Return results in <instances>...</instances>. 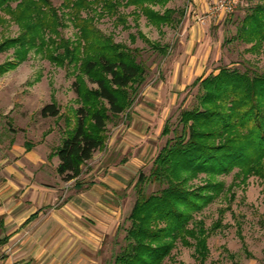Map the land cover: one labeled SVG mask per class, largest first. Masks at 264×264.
Returning <instances> with one entry per match:
<instances>
[{
	"label": "trees",
	"instance_id": "16d2710c",
	"mask_svg": "<svg viewBox=\"0 0 264 264\" xmlns=\"http://www.w3.org/2000/svg\"><path fill=\"white\" fill-rule=\"evenodd\" d=\"M61 1L62 7L69 10L68 19L80 31L76 42L53 37L60 36L64 20L52 0H0V14L10 16L21 31L17 38L6 40L0 51L16 48L22 60L35 48L43 51L51 45L57 50L61 46L64 54L55 56L49 49V57L60 65L81 61L84 76L97 85L90 90L83 77L76 82L83 105L77 110L72 127L66 122L67 138L57 153L58 173L64 182H70L80 177L82 166L104 147L108 123L133 107L146 82L147 69L142 60L138 62V49L103 35L96 27L95 17H83V11L97 12L100 7V16L106 13L115 17L120 6H134L157 27L172 25L175 15H179L181 24L185 12L166 9L161 13L153 8L165 7L173 0ZM258 1L236 30V38L254 44V51L264 44V0ZM117 19L126 23L124 16L118 15ZM155 48L162 56L168 55L166 47ZM199 84L204 91L199 105L182 114L183 129L156 158L150 176L141 174L135 185L138 199L130 215L127 245L112 264H163L176 242L190 245L189 238L196 241L197 253L204 259L206 231L188 226L193 213L208 206L224 189L223 183L213 180L235 169L236 179L243 183L251 176L264 179V73L221 68L217 75L199 78L191 87ZM41 116L57 118L60 110L50 104L42 109ZM168 133L170 128L165 126L163 135ZM200 174L210 180L191 188L189 181ZM148 183H158L162 188L146 195L144 185Z\"/></svg>",
	"mask_w": 264,
	"mask_h": 264
},
{
	"label": "rangeland",
	"instance_id": "374dc122",
	"mask_svg": "<svg viewBox=\"0 0 264 264\" xmlns=\"http://www.w3.org/2000/svg\"><path fill=\"white\" fill-rule=\"evenodd\" d=\"M188 1L173 0L165 7H153L161 13L166 9L185 12L181 24L178 23L179 15H175L172 25L161 27L152 24L134 6L119 8L118 15L124 16L126 23L119 22L118 15L112 17L105 13L100 16L103 12L100 7L97 8V12L83 11V17L87 15L95 17L96 27L103 35L111 36L115 43L140 51L138 62L142 60L147 67L146 82L140 89L133 109L146 103L143 95L145 92L159 87L161 82L164 84L170 82L178 46L185 40L183 32L186 22L190 20L194 23L189 13ZM52 2L64 20V26L59 29L60 36L53 37L57 41L65 39L76 42L80 31L68 19L69 10L62 7L61 0ZM257 3L258 0H241L233 14L214 16L215 19L205 34L206 42L212 45L205 73L217 75L221 68L241 73L246 71L250 74L264 73V44L259 51H254L252 50L254 44L236 38L237 26L241 24L248 10ZM15 6L16 4H13L14 8ZM20 32L18 25L10 16L0 14V46L8 39L17 38ZM156 45L166 47L168 55L162 56L156 50ZM58 47L56 50L55 46L49 45L43 51L35 48L22 60L18 57L16 48L0 51V68L4 69V72L0 73V110L6 113V118L10 120L6 124L17 129L18 126H22L26 132L28 131L26 139L30 143L39 142L43 138L42 133L50 132L52 129L56 130L57 137L62 136L64 130L68 129L66 122L71 124V127L75 123L76 112L83 105L76 91L78 78L83 77L90 90L97 88L96 84L84 76L81 61L72 64L66 61L60 65L49 57V49L55 56L64 54V48ZM170 92L173 93V89ZM203 95L204 91L200 84L196 87L189 86L179 93L174 104H166L168 107L162 120L166 114L167 116L162 129L157 131L158 126L153 128L151 135L154 140L150 143L148 151L139 158V163L128 169L133 175L126 181V188L119 190V196L113 198L114 201L106 200L117 209L118 214L114 231L103 237L100 247H97L95 256L97 264L114 263L115 257L126 247L127 233L132 226L130 215L138 199L135 185L140 175L150 176L156 158L167 146L168 141H175L176 133L183 129L182 114L197 107ZM50 104H55L59 108L61 116L44 120L41 111ZM162 113L163 109L161 115ZM0 123H4L1 117ZM128 125L129 119L121 114L108 123L107 132L113 134L119 130L122 134ZM165 126L170 128L167 135H163ZM140 150L135 152L138 157L142 153ZM92 167L91 165L89 168ZM237 172L238 169H235L232 173L218 176L213 180L223 183L224 189L208 206L193 213V220L188 226L189 229L195 227L196 230L203 228L206 231L205 258L197 253L196 241L189 238L190 245H185L181 240L177 241L163 264H264V179L251 176L243 183L236 179ZM209 180L205 174H200L199 177L190 180L188 185L195 188ZM144 188L146 195H153L162 187L158 183H148ZM68 189L71 190L69 185L63 196L68 195Z\"/></svg>",
	"mask_w": 264,
	"mask_h": 264
},
{
	"label": "crops",
	"instance_id": "0c3cea01",
	"mask_svg": "<svg viewBox=\"0 0 264 264\" xmlns=\"http://www.w3.org/2000/svg\"><path fill=\"white\" fill-rule=\"evenodd\" d=\"M214 1H188L194 23L186 22L170 82L145 92V106L123 113L130 125L122 134L107 132L105 146L82 166L79 178L64 182L58 173L57 153L67 130L57 137L52 129L30 143L28 131L6 124L10 120L0 110V264H97V247L114 231L118 214L106 200L114 201L126 188L133 175L128 169L148 151L153 128L162 129L166 104H174L195 80L210 75L205 72L212 45L205 34L215 19L209 11ZM196 13L206 16L205 26L196 22ZM68 185L71 190L63 196Z\"/></svg>",
	"mask_w": 264,
	"mask_h": 264
},
{
	"label": "built area",
	"instance_id": "2783aa9c",
	"mask_svg": "<svg viewBox=\"0 0 264 264\" xmlns=\"http://www.w3.org/2000/svg\"><path fill=\"white\" fill-rule=\"evenodd\" d=\"M240 2L241 0H215L209 4L210 14L214 16L231 15L235 12ZM194 17L198 24L206 25L207 18L205 15L196 13Z\"/></svg>",
	"mask_w": 264,
	"mask_h": 264
}]
</instances>
